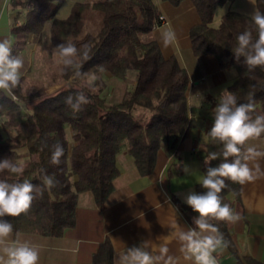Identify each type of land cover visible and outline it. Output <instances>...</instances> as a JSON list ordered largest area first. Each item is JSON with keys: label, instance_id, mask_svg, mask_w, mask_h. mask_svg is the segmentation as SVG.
Here are the masks:
<instances>
[{"label": "trees", "instance_id": "1", "mask_svg": "<svg viewBox=\"0 0 264 264\" xmlns=\"http://www.w3.org/2000/svg\"><path fill=\"white\" fill-rule=\"evenodd\" d=\"M63 1L13 0L11 4L15 10L12 35L40 37L47 30L53 49L62 43H72L78 49L70 67L55 54L61 81L72 80L56 92L45 95L40 88L26 95L23 76L21 86L14 89L15 99L0 91V160L10 159L24 166L22 176L5 170L0 172V180H28L42 190V195L33 193L35 198L26 214L4 218L12 223L14 233L61 236L75 224L79 193L89 191L98 207L104 205L113 190V179L119 174L116 156L123 148L133 158L140 175H149L158 151L165 144H175L188 121V74L175 57L165 58L150 36L160 15L152 0L75 1L69 13L58 18L56 14ZM163 1L177 6L183 0ZM190 1L200 18L189 30L192 53L211 54L221 69L235 70L236 78L227 90L238 103L254 104L253 118L264 115V68L249 70L243 57L236 59L234 55L240 33L251 31L253 38L257 37L251 17L228 11L214 27L216 9L234 0ZM255 4L264 13V0H255ZM93 11L101 13L97 34L84 30L85 18ZM106 73L122 81L131 78L133 87L122 101L109 102L102 95ZM79 91L85 93L90 103L74 112L65 99L69 95L75 97ZM55 145L64 148L58 165L51 163ZM221 151L222 145L207 133L204 158ZM221 160L222 157L213 160L211 165H218ZM207 166L203 164L204 175ZM45 174L55 178V187H44ZM225 183L220 196L231 207L240 200L241 184L230 180ZM202 191L198 184L196 192ZM174 202L188 218L196 215L186 204L175 198ZM210 222L223 234L228 250L240 262L264 264L252 257L239 258L228 222ZM106 245V250L103 246L96 254L94 264H111L112 249Z\"/></svg>", "mask_w": 264, "mask_h": 264}, {"label": "crops", "instance_id": "2", "mask_svg": "<svg viewBox=\"0 0 264 264\" xmlns=\"http://www.w3.org/2000/svg\"><path fill=\"white\" fill-rule=\"evenodd\" d=\"M152 1L165 22L152 29L150 36L158 43L162 55L175 57L189 78L188 121L184 132L175 144H165L158 151L154 170L149 175H140L133 158L123 148L116 156L119 174L113 179V190L104 205L98 207L89 191L79 193L75 224L66 228L61 236L13 232L11 240L27 241L39 248V264H94L96 254L103 246L106 250V244L112 249L111 264H118L127 248L144 241L158 245L177 223L184 228L194 227L193 219L175 204L174 198L184 204L183 197L189 191H196L204 175L207 133L213 123L214 108L222 90L236 78V72L221 69L211 54L196 56L192 53L189 30L200 18L190 0H183L177 6L163 0ZM11 4L10 0H0V37L9 38L14 49L19 39L11 34L15 17ZM254 10H257L255 0H234L216 9L212 26L216 27L228 11L251 17ZM165 32L173 34L167 46L162 39ZM31 65L29 63L24 72ZM22 76H25L23 72ZM53 79V84L48 85L63 84L60 76ZM43 89L45 92L46 88ZM249 146L264 151V137L249 141L245 147ZM259 163L264 173V158H260ZM231 208L240 217L236 222H228L239 258L252 257L264 263V174H257L254 181L241 185L240 200ZM169 250L171 255L180 257L181 264H186L177 241L169 244ZM213 255L218 264H245L227 247L218 248Z\"/></svg>", "mask_w": 264, "mask_h": 264}, {"label": "clouds", "instance_id": "3", "mask_svg": "<svg viewBox=\"0 0 264 264\" xmlns=\"http://www.w3.org/2000/svg\"><path fill=\"white\" fill-rule=\"evenodd\" d=\"M250 15L257 37L254 39L251 31L240 33L236 37L234 55L236 59L243 57L244 63L252 70L257 67L264 68V13L254 10ZM162 39L167 46L173 39V34L165 32ZM53 54H58L63 64L70 67L74 63V57L78 55V49L72 43H62L56 46ZM84 56L87 57V52ZM23 67L22 58L13 55L10 39L0 37V91L13 99L14 89L21 86ZM65 103L74 112H78L90 100L83 91H79L75 97H66ZM254 111L255 106L251 101L238 103L231 91L222 90L219 102L214 108L212 126L208 131V136L222 145V151L210 153L204 161L208 166L199 181L203 191H189L183 197V203L196 214L193 217L194 227L184 228L177 223L158 245H150L149 241H144L139 246L127 248L118 264H181L180 257L170 254L169 244L173 240L179 243V251L186 264H218L213 253L218 248H226L227 242L210 221L236 222L240 219L229 204L222 202L220 193L227 186L225 181L243 185L254 181L257 174H264L259 163L260 158H264V151H258L254 146L245 147L249 141L264 135V115L253 118L251 113ZM63 155L64 148L55 145L51 163L58 165ZM220 157L221 162L212 166L211 161ZM5 170L22 176L24 166L13 163L10 159L0 160V172ZM43 182L47 189L56 185L55 178L47 174L43 176ZM33 193L42 195V190L28 180L12 183L0 180V264H39V248L27 241L11 240L13 225L4 219L26 214L35 198Z\"/></svg>", "mask_w": 264, "mask_h": 264}, {"label": "rangeland", "instance_id": "4", "mask_svg": "<svg viewBox=\"0 0 264 264\" xmlns=\"http://www.w3.org/2000/svg\"><path fill=\"white\" fill-rule=\"evenodd\" d=\"M75 1H91V0H64L56 14L58 18H63L69 13L70 7ZM101 28V13L93 11L85 18V32L97 34ZM145 38V37H144ZM19 42L13 49L14 55H18L24 61V67L21 72L24 73L23 92L28 95L36 92L40 88H46L45 95H50L63 86L72 83V80L50 86L53 78L59 76L58 63L59 60L53 54V47L49 42L47 30L38 37L33 34L23 37L19 36ZM29 39V43L27 42ZM35 44V48L33 47ZM34 48V49H33ZM24 50L23 52H20ZM32 63L31 67L24 72L26 66ZM105 87L102 95L109 102H120L123 100L127 92L132 89L133 82L131 78L122 81L110 76H104ZM7 136H13L12 133H6Z\"/></svg>", "mask_w": 264, "mask_h": 264}, {"label": "built area", "instance_id": "5", "mask_svg": "<svg viewBox=\"0 0 264 264\" xmlns=\"http://www.w3.org/2000/svg\"><path fill=\"white\" fill-rule=\"evenodd\" d=\"M10 1H13V0H10ZM164 22H165V18L162 15H159L158 16V21L154 24L153 29L156 28V27H159Z\"/></svg>", "mask_w": 264, "mask_h": 264}]
</instances>
